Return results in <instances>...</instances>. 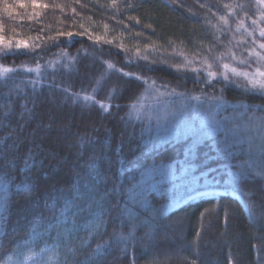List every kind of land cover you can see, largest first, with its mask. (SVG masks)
I'll return each instance as SVG.
<instances>
[{
	"label": "trees",
	"instance_id": "1",
	"mask_svg": "<svg viewBox=\"0 0 264 264\" xmlns=\"http://www.w3.org/2000/svg\"><path fill=\"white\" fill-rule=\"evenodd\" d=\"M8 2L14 3L15 0H8ZM130 2L135 3L136 7L126 10L122 6L123 0H118V4L121 5L118 8L110 6L104 8V5L109 4V0H42V3L47 4L48 7H38L35 11L39 15L35 17L31 16L33 11L31 8H16L14 15L9 17L3 12L2 4H0V52L5 50V44L15 40H24L28 44V48L19 51L31 52L34 44L38 43L44 47L51 43V41L46 42L44 36L55 35L60 31L79 33L87 30L89 33L102 37L99 42H95L89 40L87 35L76 36L75 42L70 46L61 44L59 48H52L51 52L39 60L40 70L44 71L47 63L49 72L68 63L69 60L74 62L84 56L88 59H82V65H92L96 62L97 83L92 87L85 85L84 90H81L78 82L67 79L61 84V87L74 85L69 87L68 91L79 95L80 99L76 103H66L64 96L59 92L46 95L37 105L30 119L22 120L18 116H13L9 127L0 128V138L8 135L17 138L16 142L22 145L20 154L26 153L29 149L39 150L37 159L43 160L44 167L38 172L45 183L32 193L36 197L37 206L48 203L49 191H62L69 182L75 184L78 172L81 193H85L86 186L89 185L94 186L96 192L103 193L117 184H122L126 190V197L127 190L139 180V173L145 165L153 161L165 160L177 162L179 168L186 159V149L192 146L195 137L182 138L178 142L169 144L154 140L153 131L141 137L140 128L146 125L144 121L136 122L129 119L130 126L125 128L115 120L102 119L99 115L101 110L93 103L107 102L111 105L113 101L108 98L109 85L123 73H131L133 77L139 76L141 79L146 77L157 79V83L161 80L169 81L171 86L178 83L184 85L177 88V92L192 91L194 88L192 82L189 81L185 85L184 81H178L175 75L169 74L167 69L154 73L143 72V69L136 67L137 61L143 62L144 57H147L148 62L176 57V59L166 60L167 64L176 65L187 57L188 60L196 61L188 66L189 69L199 68L205 54L197 55L199 49L193 50L185 36L181 35V30L189 33L191 29H195L198 35L202 36L201 24L210 23L217 28L220 25L212 15L213 13L219 15L216 13V6L241 4L249 7L253 12L254 5V0H130ZM202 4L213 7L211 11H208L201 6ZM73 8L76 9L75 13L72 11ZM235 12L238 15H234L229 21L231 25L234 24L235 19H242L245 16L240 8H236ZM130 16L138 19L139 23L130 21L128 19ZM81 25H83L82 28ZM146 25H151V28ZM137 32H140L141 36L137 37L135 35ZM226 32L227 38L224 43L229 45L228 41L231 39L229 32ZM233 35L238 37L237 34ZM59 39L67 40L68 38L59 37ZM106 41H112V43L108 44ZM145 42L149 45L148 48H144ZM196 42L202 43L205 49L208 48L207 41L197 40ZM169 43L172 47H169ZM93 44L95 47H92ZM235 45L240 47L241 53L248 47V45ZM235 45L233 43L231 46ZM137 47L140 48L139 53L136 52ZM13 50L16 51L15 48ZM117 52L120 54L117 55ZM213 53L216 54V52ZM213 53H211L212 56H214ZM36 63L32 56L2 58L0 59V81L6 80L11 75L3 69L13 68L26 73L28 68H36ZM212 70H216L215 66ZM142 72L143 75H141ZM36 76L37 73L33 71L30 76L25 75L17 79H35ZM108 77H111V80L108 81V85H105L104 82ZM56 79L59 81L60 78ZM217 87L220 86L217 85ZM139 94L136 98H125L115 103L125 106L127 113V108L136 103ZM193 94L199 95V92L196 91ZM83 96H89V99L83 100ZM225 99L230 102L246 99L252 104L264 103L259 96L243 98L237 96L235 91L226 92ZM2 103L3 101L0 100V104ZM83 106L92 108L96 114L94 127L87 131L86 135L93 141L99 142L95 145V151L99 153L100 146L106 140L112 146L103 155L102 162L98 161L95 165L100 174L98 178L95 172L89 175L81 171L85 167V160L93 150L89 147L87 151H84L83 147H77L78 142L87 145L86 140L81 141V137H85L84 121L82 119L80 122L77 115V111ZM0 111H4V108L0 107ZM125 112H121L120 115L124 116ZM53 119L55 123L49 128ZM8 143L12 144L13 140H8ZM189 159L193 167L188 174L182 175L178 171L177 175L180 179L170 182L166 186L167 190L149 195V205L161 213L157 219L166 232L167 238H164L162 233L158 237V248L149 253L137 249L136 264H192L193 261L195 264H255L258 258H260V264H264V227H262L264 206L261 203L264 192L260 191V179L246 183L236 181L233 173L238 169L228 167L230 161L215 150L210 140L196 144ZM247 160V157H240L232 160L231 163L243 165ZM21 164H23L22 161ZM250 189L255 191V195ZM208 190L224 191L227 194L190 200L183 204L189 197ZM15 192V186H10L9 212L7 222H0L2 225L0 240L5 235L22 236L31 218L30 213L34 211L32 205L26 203L23 197L15 195ZM229 193L241 199L243 205L236 196ZM179 204L181 205L178 206ZM201 213L204 214L201 215ZM84 225L85 222L81 221L72 235L85 237L88 229ZM68 226H72L71 216L68 217ZM94 226L103 228L99 220H93L89 228L95 231ZM63 227L64 225H61V230ZM55 235L56 233L53 232L52 236ZM104 240H108V237H104ZM44 241L47 246L55 243L52 238L36 239L33 247L42 246ZM24 242L26 240L18 241L19 248ZM76 243H79V239ZM97 243H103V241L97 240L96 243H91V248L87 251L99 260L100 257L96 256ZM121 248L123 244L112 243L107 251L103 248L100 250L107 257V264H127V260L121 256ZM14 253L9 255L13 256ZM57 253L60 254L57 255ZM64 258L62 250L57 249L54 261H63Z\"/></svg>",
	"mask_w": 264,
	"mask_h": 264
},
{
	"label": "snow or ice",
	"instance_id": "2",
	"mask_svg": "<svg viewBox=\"0 0 264 264\" xmlns=\"http://www.w3.org/2000/svg\"><path fill=\"white\" fill-rule=\"evenodd\" d=\"M0 4H2L3 12L7 13L9 17L14 15L16 8H31L33 10L31 16L35 17L39 15L35 11L38 7H48L47 4L42 3V0H15L14 3H9L8 0H0ZM255 4L256 12H252L249 7L241 4H223L216 6L218 16L215 13L212 14L213 18L217 19L218 24L227 26L233 16L238 15L235 12L236 8H240L245 13V17L249 18L255 17L258 12V18H251V24L247 27H245V19H240L237 24L236 31L239 32L243 29L247 37V40L239 41L238 44L248 45L239 60H237L235 51L224 43L227 38V32L224 28L203 23L200 28V32L203 33L202 36L198 35L195 29L189 33L181 30V35L185 36L193 50L199 49L197 55L205 54L201 67L189 69L188 66L196 63V61L188 60L187 57H184L181 63L176 65L166 63L167 59H176V57H168L160 61L154 60L153 62H148L147 57H144L143 62L137 61L136 67L143 69V72L154 73L167 69L169 74L175 75L178 81H184L185 85L189 81L192 82L194 85L192 91L177 92L176 89L184 85L178 83L171 86L169 81L164 80L157 83V79L148 77L141 79L139 76L133 77L131 73H123L121 77L109 85L110 96L108 98L113 103L109 108L100 105L99 115L102 119L115 120L128 128L130 121L125 112V106L115 103V101L136 98L137 94L144 90L154 92L157 97L175 98V100H169V108L163 114L157 113L155 116V132L164 144L178 142L182 138L195 137L192 146L186 149V159L179 168L177 162L165 160L153 161L151 164L145 165L139 173V180L131 189L127 190L126 197V190L122 184H117L103 193L96 192L94 186L89 185L86 186L87 191L81 193L79 191L80 173L78 172L76 173L75 184L69 182L62 191H49L48 203L37 206L36 197L32 193L45 183L41 180L38 172L44 167L43 160L37 159L39 150L29 149L26 153L20 154L22 145L16 142L17 138L11 135L0 138V222H7L10 186H15V195L23 197L25 202L32 205L34 209L30 213L31 218L28 220L22 236L5 235L0 240V249H2L0 264H10L11 256L9 254L18 253L20 250L19 240H26L31 245L36 239L46 240L47 238H52L56 242V249L62 250L64 260L54 261L51 256L47 259L42 258L41 253L45 249L41 248L40 252L26 256L25 264L29 259H31L32 264H107V257L100 250L103 248L107 251L112 243L123 244V248L120 249L121 256L127 260V264H136L137 249L149 253L158 248V237L162 233L164 238H167L166 232L157 219L161 213L149 205V195L153 192L167 190L166 186L170 182L180 179V176L177 175L178 171L182 175L188 174L193 167L189 158L195 145L208 140L212 142V146L217 152L230 161L228 165L230 169L233 167L238 169L233 173L236 181L246 183L259 178L261 181L260 191L264 192V103L252 104L246 99L230 102L225 99L226 92L235 91L239 97L255 98L259 96L261 100H264V0H255ZM109 6L118 8L121 5L118 4V0H109V4L103 7ZM122 6L126 10L136 7L135 3L130 2V0H123ZM201 6L208 11H211L213 7L204 4ZM72 11L75 13L76 9L73 8ZM128 19L139 23L135 17L130 16ZM204 19L207 21V17ZM197 22H200L198 17ZM80 27L82 28L83 25ZM146 27L151 28V25H146ZM85 35L89 40L95 42L102 39L100 35L89 33L87 30L79 33L60 31L55 35L44 36V40L46 42L51 41V43L44 47L38 43L34 44L31 52L19 51L28 48V44L24 40L9 41L5 44V50L0 52V59L23 55L32 56L37 63L35 69L28 68L26 73L16 71L13 68L3 69L11 75L6 80L0 81V100L3 101L0 107L4 108V111H0V128L9 127L13 116H18L22 120L30 119L35 113L37 105L42 102V98H45L46 95L59 92L64 96L66 103H76L80 99L79 95L68 91V88L74 85L69 84L68 87H61L65 79L78 82L81 85V90H84L85 85L92 87L97 83L95 79L96 62L92 65H82V59H88L87 56L76 59L74 62L69 60L68 63L54 68L51 72L47 71V63L45 70H40L39 60L51 52L52 48H59L61 44L70 46L71 43L75 42L76 36ZM135 35L139 37L141 33L137 32ZM59 37H67L68 39L60 40ZM197 40L207 41L208 48L205 49L202 43L196 42ZM106 43L111 44L112 41H106ZM92 47H95V44ZM148 47L149 45L145 42L144 48ZM169 47H172L171 43H169ZM136 52H140L139 47L136 48ZM213 52L218 53V55L212 56L211 53ZM116 54L119 55L120 53L117 52ZM229 62H234L236 66L230 67ZM214 66L215 71L212 70ZM221 66L224 69L223 72L219 70ZM33 71L37 73L35 79H17L25 75L30 76ZM57 77L60 78L59 81L56 79ZM110 80L111 77H108L104 82L105 85H108ZM196 91L199 92V95L193 94ZM84 99H89V97L86 96ZM121 112H125V115L121 116ZM189 118L191 121L198 119L199 126L196 127L190 123ZM54 123L55 120L53 119L49 128ZM152 131V117L149 116L148 123L140 128V135L143 137ZM10 139L13 140L12 144L8 143ZM85 140L87 145L78 142L77 147H83L84 151H87L89 147L93 150L88 159L85 160V167L81 171L89 175L95 172L98 178L100 174L95 165L98 161L102 162L103 155L112 146L106 140L97 153L95 145L99 142L93 141L91 137H81V141ZM240 157H247L248 160L243 165L231 163L232 160H237ZM250 191L255 195L254 190L250 189ZM261 203L264 206V197L261 198ZM203 214L201 213V215ZM69 216L72 217L71 227L68 226ZM93 220H99L103 228L94 226L95 231H92L89 225ZM81 221L85 222L84 226L88 229L83 238L72 235L80 226ZM61 225H64L63 230H61ZM53 232L56 233L54 237L52 236ZM104 237H108V240H104ZM77 239H79L78 244L76 243ZM97 240L103 241V243H97L96 256L100 257L99 260L87 251L91 248V243H96ZM59 254L57 253V255ZM16 264H21V262L16 261ZM192 264H195V261ZM255 264H260V258Z\"/></svg>",
	"mask_w": 264,
	"mask_h": 264
},
{
	"label": "rangeland",
	"instance_id": "3",
	"mask_svg": "<svg viewBox=\"0 0 264 264\" xmlns=\"http://www.w3.org/2000/svg\"><path fill=\"white\" fill-rule=\"evenodd\" d=\"M253 12H256V4H255V0H254V5L252 8ZM251 18H258V12L257 15L255 17H251ZM251 18L249 17H243L242 19L246 20V24L245 27H247V25L251 24ZM240 19L238 20H234V24H228L227 26L224 25H219L218 28L223 27L225 31L229 32V37H230V41H228L229 45L236 53L237 56V60L242 58V53H241V49L240 47H237L239 41H245L247 40L246 34L243 32V29H241V31L237 32L236 31V27L237 24L239 22ZM192 31V29H191ZM233 34H237L238 37H234ZM258 35V33H257ZM234 43L235 46H231ZM258 51V49H257ZM214 56L218 55V53H213ZM228 62V61H226ZM230 63V67L236 66V64L234 62H229ZM35 69V68H34ZM221 72L224 71V69L221 68L219 69ZM230 74V72H229ZM161 91H163V89H161ZM89 97V96H88ZM83 100H88V99H84V96L82 98ZM175 100L174 97H168V96H164V97H157V95L154 92H147L142 90L137 98L136 103H134L133 105H131L129 108H127V115L129 119H133L136 122H142L144 121L145 124L148 123V117L151 116L152 117V125H153V138L154 140L157 139L158 142H161L160 137H158L156 135L155 132V116L157 113H161L163 114L165 112L166 109L169 108V100ZM91 100V98H90ZM89 100V101H90ZM179 103V101H178ZM93 104H95L99 109H100V105H104L105 108H109L111 105L107 102H97L95 101ZM231 111V110H230ZM223 114H227V113H223ZM77 115H78V120H80V122L84 121V134L85 136L88 134L87 131H90L93 127H94V123L96 121V114L95 111L92 108H89L88 106H83L82 108H79V110L77 111ZM189 122L193 123L196 127L199 126V120H195V121H191V119L189 118ZM70 124H68L69 126ZM206 193V194H205ZM222 194H227L224 191H219V190H208V191H204V192H200V195H194L192 198L187 199L186 201L183 202V204L187 201L190 200H197L199 198H210V197H217L219 195ZM232 196H236L233 193H229ZM237 197V196H236ZM181 204H179L178 206H180ZM35 243V242H34ZM33 243V244H34ZM33 244L29 245L26 242H24L23 246H21V248H19V252L18 253H14L13 256H11V261L10 264H16V261H20L21 264H25V257L26 256H32V253L34 252H40V249L43 248L45 249V251L43 253H41L42 258L47 259L49 256L53 257L54 259V255L56 252V242L51 245V246H47L46 241L43 242V245L38 247V248H34ZM55 249V251H54ZM33 259H35V257H32ZM26 264H32L31 259H29Z\"/></svg>",
	"mask_w": 264,
	"mask_h": 264
}]
</instances>
